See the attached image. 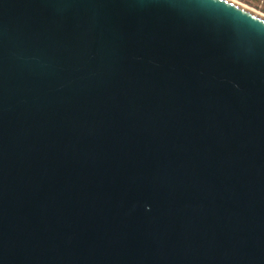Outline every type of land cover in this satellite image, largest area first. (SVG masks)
Returning <instances> with one entry per match:
<instances>
[{
    "label": "water",
    "instance_id": "water-1",
    "mask_svg": "<svg viewBox=\"0 0 264 264\" xmlns=\"http://www.w3.org/2000/svg\"><path fill=\"white\" fill-rule=\"evenodd\" d=\"M0 264H264V17L0 0Z\"/></svg>",
    "mask_w": 264,
    "mask_h": 264
},
{
    "label": "rangeland",
    "instance_id": "rangeland-1",
    "mask_svg": "<svg viewBox=\"0 0 264 264\" xmlns=\"http://www.w3.org/2000/svg\"><path fill=\"white\" fill-rule=\"evenodd\" d=\"M232 1V0H231ZM236 4L244 8L252 9L253 11L259 12V15L264 17V0H236Z\"/></svg>",
    "mask_w": 264,
    "mask_h": 264
},
{
    "label": "snow or ice",
    "instance_id": "snow-or-ice-1",
    "mask_svg": "<svg viewBox=\"0 0 264 264\" xmlns=\"http://www.w3.org/2000/svg\"><path fill=\"white\" fill-rule=\"evenodd\" d=\"M208 2L215 7H221L224 5H229L230 4V0H208ZM236 0H232V3H235Z\"/></svg>",
    "mask_w": 264,
    "mask_h": 264
},
{
    "label": "bare ground",
    "instance_id": "bare-ground-1",
    "mask_svg": "<svg viewBox=\"0 0 264 264\" xmlns=\"http://www.w3.org/2000/svg\"><path fill=\"white\" fill-rule=\"evenodd\" d=\"M240 5V4H239ZM243 6V5H242ZM247 9V8H246ZM247 10H249V11H252V12H254V13H256V14H259V12L257 13L256 11H253L252 9H247Z\"/></svg>",
    "mask_w": 264,
    "mask_h": 264
}]
</instances>
